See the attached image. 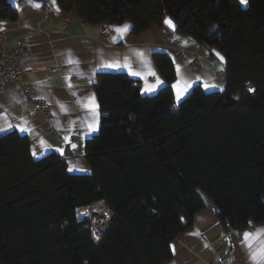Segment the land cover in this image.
I'll use <instances>...</instances> for the list:
<instances>
[{
    "label": "trees",
    "instance_id": "1",
    "mask_svg": "<svg viewBox=\"0 0 264 264\" xmlns=\"http://www.w3.org/2000/svg\"><path fill=\"white\" fill-rule=\"evenodd\" d=\"M55 3L86 24L129 22L133 36L171 18L222 55L226 86L207 93L198 85L177 103L166 53L153 57L166 81L154 95L126 73H101L90 174L69 172L55 153L34 158L26 135H0V264H164L206 208L197 189L227 229L264 224V0L245 8L239 0ZM17 19L16 0H0V21ZM102 204L114 220L96 238L92 216L78 212Z\"/></svg>",
    "mask_w": 264,
    "mask_h": 264
},
{
    "label": "crops",
    "instance_id": "2",
    "mask_svg": "<svg viewBox=\"0 0 264 264\" xmlns=\"http://www.w3.org/2000/svg\"><path fill=\"white\" fill-rule=\"evenodd\" d=\"M43 2L16 0L17 21H0L7 30L8 43L25 49L20 64L24 82L33 88L32 97L47 100L51 110L49 118L41 117L17 87L8 86L0 91V128L5 129L0 135L11 131L26 135L36 159L55 153L68 169L74 167L71 173H91L85 158L86 143L100 129L96 85L101 73H126L139 82L142 95H154L166 81L153 57L166 53L176 68L172 87L177 103L198 85L207 93L225 89V81L217 75L220 63H225L222 55L180 34L171 18L166 19L174 28L164 21L162 28L152 26L140 36L131 34L129 22L108 24L111 32L105 37L104 24H86L76 11L65 13L57 3L45 15ZM247 5L248 0L241 4L244 8ZM124 25L130 27L123 34L115 30ZM152 86L154 90H146ZM178 90L182 91L179 100ZM216 213L215 206L198 212L193 226L171 243L172 257L164 264H209L220 258L230 264H253L244 233L264 230V224L251 222L245 231L238 232L224 227Z\"/></svg>",
    "mask_w": 264,
    "mask_h": 264
},
{
    "label": "built area",
    "instance_id": "3",
    "mask_svg": "<svg viewBox=\"0 0 264 264\" xmlns=\"http://www.w3.org/2000/svg\"><path fill=\"white\" fill-rule=\"evenodd\" d=\"M53 5L54 4L52 0H46L43 2L42 10L45 15H49L53 9ZM110 32V26L108 24H104L103 35L107 37ZM24 51V47L12 46L8 43L7 30L4 26H0V91L4 90L8 86L17 87L23 93L28 103L34 108L38 115L44 118H49L51 116V110L48 101L45 99L33 98L32 86L23 80V70L20 61ZM196 64L198 63L196 62ZM220 66L221 69L218 71L217 75L219 80L225 81L227 79L225 63L221 62ZM108 224L109 223H107V225ZM96 233L97 232L94 229V235L96 238H99L101 236V232L97 234ZM209 264H230V262L226 259L220 258Z\"/></svg>",
    "mask_w": 264,
    "mask_h": 264
},
{
    "label": "snow or ice",
    "instance_id": "4",
    "mask_svg": "<svg viewBox=\"0 0 264 264\" xmlns=\"http://www.w3.org/2000/svg\"><path fill=\"white\" fill-rule=\"evenodd\" d=\"M241 4H246L247 0H240ZM53 3H55V0H53ZM37 7H39V5H36ZM59 10V9H57ZM165 24H167L169 27L174 28L175 26L173 25L172 21L169 19L165 20ZM129 25H124L122 28H117L115 29L118 33L123 34L124 32L127 31V29L129 28ZM221 60H223V57H220ZM108 67H113L114 65H107ZM116 67H119V64L117 63L115 65ZM126 66V65H125ZM133 75H138V73H131ZM157 83L159 84L160 81L157 78ZM174 87H176V85H174ZM205 87L207 88L208 85H205ZM213 87H215L213 85ZM155 86H152L151 89H146V90H154ZM186 91V89H185ZM182 94L181 90H178L177 92V99H180V96ZM94 110V109H93ZM5 129L0 128V131H4ZM20 131H24L23 128L20 129ZM73 147H75V145H73ZM74 170L73 166H70L68 171L71 172ZM79 170V169H76ZM244 242H245V246L249 249V254H250V259H252L253 264H264V230H256L254 233H248L245 232L244 233Z\"/></svg>",
    "mask_w": 264,
    "mask_h": 264
},
{
    "label": "rangeland",
    "instance_id": "5",
    "mask_svg": "<svg viewBox=\"0 0 264 264\" xmlns=\"http://www.w3.org/2000/svg\"><path fill=\"white\" fill-rule=\"evenodd\" d=\"M79 217H90L93 218V227L97 233L104 231L107 227V223L114 218V213L104 204L94 205L92 207L82 208L78 212ZM96 233V234H97Z\"/></svg>",
    "mask_w": 264,
    "mask_h": 264
},
{
    "label": "water",
    "instance_id": "6",
    "mask_svg": "<svg viewBox=\"0 0 264 264\" xmlns=\"http://www.w3.org/2000/svg\"><path fill=\"white\" fill-rule=\"evenodd\" d=\"M196 193L198 194V196L200 197V199L202 200V202L204 203V206L206 208H210V207H214L213 205V201L200 189H197L196 190ZM114 219H112L109 224L107 225V228L109 227V225L111 224V222L113 221ZM106 228V229H107ZM105 229V230H106Z\"/></svg>",
    "mask_w": 264,
    "mask_h": 264
},
{
    "label": "bare ground",
    "instance_id": "7",
    "mask_svg": "<svg viewBox=\"0 0 264 264\" xmlns=\"http://www.w3.org/2000/svg\"><path fill=\"white\" fill-rule=\"evenodd\" d=\"M113 219V217L111 218V220Z\"/></svg>",
    "mask_w": 264,
    "mask_h": 264
}]
</instances>
